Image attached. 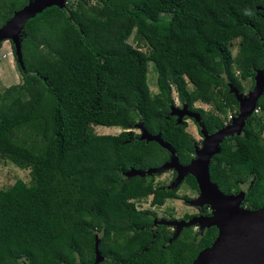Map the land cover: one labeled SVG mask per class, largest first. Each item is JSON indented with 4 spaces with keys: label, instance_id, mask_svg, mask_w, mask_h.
<instances>
[{
    "label": "trees",
    "instance_id": "16d2710c",
    "mask_svg": "<svg viewBox=\"0 0 264 264\" xmlns=\"http://www.w3.org/2000/svg\"><path fill=\"white\" fill-rule=\"evenodd\" d=\"M29 1L0 0V27ZM21 37V81L0 93V159L29 169L30 182L0 188V264H93L96 236L99 264H191L218 230L183 228L169 243L172 227L155 226L156 211L137 206L190 200L178 194L183 184L199 189L190 174L173 190L160 174L126 176L170 159L134 129L142 121L190 163L200 143L189 118L170 114L173 92L208 132L229 122L239 107L229 83L245 93L243 81L251 90L264 66V0H67L28 19ZM256 107L209 166L221 192L245 189L250 210L264 206V93ZM96 125L121 131L96 134Z\"/></svg>",
    "mask_w": 264,
    "mask_h": 264
},
{
    "label": "water",
    "instance_id": "95a60500",
    "mask_svg": "<svg viewBox=\"0 0 264 264\" xmlns=\"http://www.w3.org/2000/svg\"><path fill=\"white\" fill-rule=\"evenodd\" d=\"M67 0H30L23 8L15 11L10 20L0 27V44L10 41L13 45V54L16 61L24 70L21 36L25 23L45 8L56 5L64 8ZM264 50V40L262 42ZM229 91L236 97L239 107L231 120L213 133L207 131L201 115L189 109L187 104L181 107L171 106V115L177 117L178 123L184 118L192 119L199 127L202 143L196 145L195 155L190 163H180L173 146L165 142L160 133L150 134L139 122L136 128L140 130L139 139L147 142L156 141L170 153V159L159 167L147 170L132 168L126 176H144L145 174H162L174 170L176 176L169 185V190L176 188L188 174L194 176L198 184V197L191 203L195 207L208 206L209 215L200 214L189 219L155 218L154 225H167L174 230L169 243L176 239L183 228L197 226L200 234L209 227L215 226L218 234L210 246L205 247L197 254L191 264H264V206L255 210L243 207L245 189L237 193L226 194L220 191L217 184L212 182L209 166L213 156L220 151V143L228 138L240 135L256 108L258 99L264 93V66L258 69L254 76V86L248 94L229 83ZM189 201V200H188ZM95 259L93 264H99L103 256L99 250V237L95 238ZM27 264V263H24ZM79 264V263H75Z\"/></svg>",
    "mask_w": 264,
    "mask_h": 264
},
{
    "label": "rangeland",
    "instance_id": "374dc122",
    "mask_svg": "<svg viewBox=\"0 0 264 264\" xmlns=\"http://www.w3.org/2000/svg\"><path fill=\"white\" fill-rule=\"evenodd\" d=\"M67 3V2H66ZM133 45H136L135 42L129 40ZM229 48L232 51V54L235 55L238 50V41L230 43ZM147 48L142 47V50L145 51ZM147 79L150 90L152 93L157 91V73L153 67L152 62H148V72ZM21 81L20 72L16 66V60L14 58L13 49L11 47L10 41H4L0 46V93L6 89L7 87L14 85ZM251 79L243 81V85L245 87V95L250 91ZM192 85L188 82V88L191 89ZM173 96L175 99V104L178 107H181V103L176 97V93L173 92ZM196 107H202L203 109L209 110L211 106L202 102H196ZM234 116V115H233ZM230 121V120H229ZM228 123V122H227ZM187 131L199 142L202 141V136L199 133L198 127L192 119L187 120ZM93 130L96 134H118L121 131L120 127L117 126H101L96 125L93 127ZM135 133H141L139 129H134ZM264 137V132H263ZM17 179H22L24 182H30V174L29 169H22L14 165L8 160L0 159V188L7 189L9 188ZM158 183H164L166 185H170L173 181L172 171L169 170L165 173L160 174L156 178ZM245 188V185H242ZM178 194L180 195H188L191 199H167L164 205L160 207H152L150 206V197L143 201L142 203L137 204L138 207L141 208H151L156 211L159 218L170 219L173 218H181L185 214L196 213L197 209L193 206V199L198 197V193L192 191L188 186L183 184L179 190ZM211 211V210H210ZM194 230H198L197 226H193ZM199 231V230H198Z\"/></svg>",
    "mask_w": 264,
    "mask_h": 264
},
{
    "label": "flooded vegetation",
    "instance_id": "af4514ba",
    "mask_svg": "<svg viewBox=\"0 0 264 264\" xmlns=\"http://www.w3.org/2000/svg\"><path fill=\"white\" fill-rule=\"evenodd\" d=\"M198 127V126H197ZM200 133V132H199ZM201 135V134H200ZM202 136V135H201ZM203 139V138H202ZM202 143V141H201ZM200 143V144H201ZM197 209L196 213H192V214H189L190 217L186 218L185 216L188 215V214H185L184 216H182L181 218H178V219H189L193 216H196V215H200V214H205V215H209L211 213L210 209L208 206H203V207H195ZM158 216V215H157ZM170 219H176V218H173L171 217ZM200 233V232H199Z\"/></svg>",
    "mask_w": 264,
    "mask_h": 264
},
{
    "label": "built area",
    "instance_id": "2783aa9c",
    "mask_svg": "<svg viewBox=\"0 0 264 264\" xmlns=\"http://www.w3.org/2000/svg\"><path fill=\"white\" fill-rule=\"evenodd\" d=\"M259 112V107H256L254 110V113H258ZM233 117V115H229V120H231V118Z\"/></svg>",
    "mask_w": 264,
    "mask_h": 264
},
{
    "label": "clouds",
    "instance_id": "9594fccd",
    "mask_svg": "<svg viewBox=\"0 0 264 264\" xmlns=\"http://www.w3.org/2000/svg\"><path fill=\"white\" fill-rule=\"evenodd\" d=\"M2 44V43H1Z\"/></svg>",
    "mask_w": 264,
    "mask_h": 264
}]
</instances>
